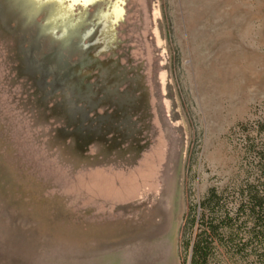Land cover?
I'll list each match as a JSON object with an SVG mask.
<instances>
[{
    "label": "rangeland",
    "instance_id": "374dc122",
    "mask_svg": "<svg viewBox=\"0 0 264 264\" xmlns=\"http://www.w3.org/2000/svg\"><path fill=\"white\" fill-rule=\"evenodd\" d=\"M261 121L264 0H0V264H189L188 208L264 187ZM242 219L209 264H264Z\"/></svg>",
    "mask_w": 264,
    "mask_h": 264
},
{
    "label": "trees",
    "instance_id": "16d2710c",
    "mask_svg": "<svg viewBox=\"0 0 264 264\" xmlns=\"http://www.w3.org/2000/svg\"><path fill=\"white\" fill-rule=\"evenodd\" d=\"M263 130L264 121L258 122L257 132ZM241 218L240 225L253 222L245 233L258 240L264 250V187L247 184L239 191L209 187L184 217L181 236L189 237L181 240L180 249L188 252L189 264H209L219 247L238 249Z\"/></svg>",
    "mask_w": 264,
    "mask_h": 264
}]
</instances>
